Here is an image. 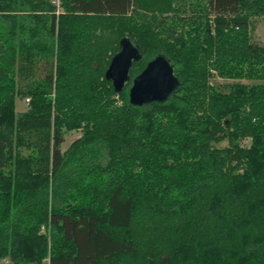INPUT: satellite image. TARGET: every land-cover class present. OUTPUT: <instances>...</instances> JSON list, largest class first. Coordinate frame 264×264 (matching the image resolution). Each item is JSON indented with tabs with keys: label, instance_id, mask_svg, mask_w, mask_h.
Listing matches in <instances>:
<instances>
[{
	"label": "trees",
	"instance_id": "16d2710c",
	"mask_svg": "<svg viewBox=\"0 0 264 264\" xmlns=\"http://www.w3.org/2000/svg\"><path fill=\"white\" fill-rule=\"evenodd\" d=\"M201 1L0 0V261L264 264V0ZM125 36L131 77L171 60L165 102L105 79Z\"/></svg>",
	"mask_w": 264,
	"mask_h": 264
},
{
	"label": "water",
	"instance_id": "95a60500",
	"mask_svg": "<svg viewBox=\"0 0 264 264\" xmlns=\"http://www.w3.org/2000/svg\"><path fill=\"white\" fill-rule=\"evenodd\" d=\"M140 58L141 52L137 43L128 36L121 38L118 49L111 56L105 70V79L117 93L123 91L130 83L129 105L144 106L165 102L180 85L174 65L168 57L160 53L151 58L145 67L131 78V68Z\"/></svg>",
	"mask_w": 264,
	"mask_h": 264
},
{
	"label": "rangeland",
	"instance_id": "374dc122",
	"mask_svg": "<svg viewBox=\"0 0 264 264\" xmlns=\"http://www.w3.org/2000/svg\"><path fill=\"white\" fill-rule=\"evenodd\" d=\"M48 1L57 5V7L60 8L59 6L60 0H48ZM191 1H194V0H191ZM201 2H203V0ZM250 35H251V40L253 42L258 43V44H264V16H257V17L251 18ZM211 73H212V76L209 79L211 84L216 85L222 89H226L224 85L235 83V82H241V83H247V84L260 82V81L249 80V79H226V78L219 77L216 73L212 71ZM129 86H130V83L125 88L127 89V92H128ZM116 100L118 101V103H121V99L119 97H117ZM26 108H27V101L25 99L17 98L15 102V110L17 112H21L25 110ZM80 135H81L80 128L65 131L62 149L63 150L66 149L71 144V142L75 140L77 137H79ZM242 143L243 145H248L249 141L244 140ZM224 145H226V142L221 143V146H224ZM0 264H8V262L6 260H2L0 261Z\"/></svg>",
	"mask_w": 264,
	"mask_h": 264
}]
</instances>
